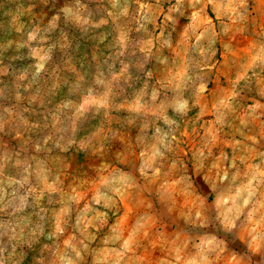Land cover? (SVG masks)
Listing matches in <instances>:
<instances>
[{"label": "rangeland", "instance_id": "obj_1", "mask_svg": "<svg viewBox=\"0 0 264 264\" xmlns=\"http://www.w3.org/2000/svg\"><path fill=\"white\" fill-rule=\"evenodd\" d=\"M0 264H264V0H0Z\"/></svg>", "mask_w": 264, "mask_h": 264}]
</instances>
